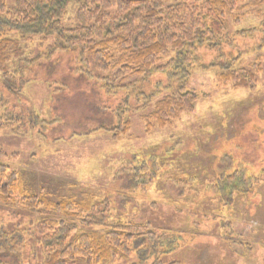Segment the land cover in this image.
I'll return each instance as SVG.
<instances>
[{
    "label": "rangeland",
    "instance_id": "obj_1",
    "mask_svg": "<svg viewBox=\"0 0 264 264\" xmlns=\"http://www.w3.org/2000/svg\"><path fill=\"white\" fill-rule=\"evenodd\" d=\"M13 3L6 0V7ZM237 7L226 12L223 27L232 43L225 42L220 52L234 57L235 69L259 67L255 88L222 83L218 67L208 66L220 52L202 48L200 62L193 64L187 79L188 87L199 94L194 109L148 133L144 117L168 92L165 72L155 70L147 76L117 79L114 83L120 87L106 89L105 79H112L115 70L94 68L80 44L56 49L49 55L52 36L24 37L16 32L4 35L18 41L21 53L0 69V165L17 172L19 188L25 192L42 193L53 202L61 198L80 200L92 194L107 196L111 212L120 211L128 217L134 213V219L147 221L153 227L172 228L178 235L176 240L181 239L178 243L173 240V250L171 246H161L158 240L153 256L139 253L141 260L138 254L129 255L132 264H152L157 258L164 264H264L261 243L260 250L254 247V253L247 258L238 249L240 240L227 242L207 234L213 230L203 215L210 213L215 203L199 183L207 174L203 170H209L216 156L232 145H238V151L246 152L247 157H263L255 142L264 148V6L255 8L244 1ZM74 16V6L70 5L63 15V26L72 27ZM8 108L24 114L21 124L6 121ZM127 108L122 120L129 121V130L120 139H115L111 130L97 129L113 126L119 110ZM28 113L53 123L39 131L38 125L27 122ZM90 129L97 130L86 134ZM140 155H156L159 161L154 182L146 189L130 188V177L122 170L125 163L127 166ZM191 176L199 179L196 184L184 188L178 184L180 179L186 182ZM192 187L199 193L194 200L189 199L193 189L183 193V189ZM249 211L252 218L246 215L242 221L227 220L223 233L251 237L252 226L256 225L254 217L263 220L264 209ZM35 218V212L14 201L0 203V227L6 233L13 232L18 248L0 250L4 264H42L34 238ZM189 220L198 223L187 225Z\"/></svg>",
    "mask_w": 264,
    "mask_h": 264
},
{
    "label": "trees",
    "instance_id": "obj_2",
    "mask_svg": "<svg viewBox=\"0 0 264 264\" xmlns=\"http://www.w3.org/2000/svg\"><path fill=\"white\" fill-rule=\"evenodd\" d=\"M244 1H249L255 8L264 6V0H14L13 5L7 8L6 0H0V69H5V63L21 53L16 39L3 37L16 32L24 37H54V43L48 48L49 55L56 49L64 50L80 44L82 53L83 50L88 52L94 68L103 72L111 68L115 70L112 79H105L106 89L120 87L114 83L117 79L147 76L155 70L165 72L168 92L144 117L148 133L154 127L170 125L183 112L194 109L199 94L187 85L190 69L200 62V49L216 48L220 52L225 42L232 43L223 27L226 12L238 10V3ZM70 5L74 6L75 24L66 28L62 18ZM233 61V56L220 52L208 66L218 67L222 83L253 90L259 67L235 69ZM126 110L129 108L119 110L110 128L100 126L97 129L111 130L114 138L120 139L129 130V121L122 120ZM5 113L8 122L19 125L24 120V114L10 108L5 109ZM26 118L31 126L38 125L39 131L53 123V120H41L33 113H28ZM97 129H90L86 134ZM255 145L263 154L262 158L247 157L246 152L238 151V145H232L216 156L209 170H203L207 174L203 182L199 181L209 200L215 203L210 208L211 212L203 215L206 221L211 222L213 230L207 234L217 235L227 242L240 240L233 243L239 244L238 249L247 258L254 253V247L260 250L258 243H261L264 253V219L254 217L256 225L252 226L251 237L240 235L236 238L229 233L224 234L223 227L231 218L239 221L246 215L248 219L252 218L249 210L255 212L256 207L258 211L260 207L264 209V148L258 146V142ZM155 157L140 155L127 166L126 163L123 165L122 170L130 177V188L146 189L154 182L159 170V161ZM198 180L191 176L186 182L180 179L182 182L178 184L184 188ZM194 187L183 189L185 195L193 189L190 200L195 196L199 198ZM84 197L80 200L61 198L53 202L42 193L25 192L19 188L17 172L0 165V203L14 201L19 207L36 213L34 238L42 264H121L127 260L132 264V259L127 258L129 255L138 254L141 260L142 254L153 256L158 240L161 246H171L172 250L174 243L181 240H176L178 235L172 228L153 227L147 221L134 219V213L128 217L121 215L120 211L111 212L107 196L92 194ZM191 223L198 222L189 220L187 225ZM0 238H4L0 240V250L18 251L13 232L6 233L0 227ZM162 261L157 258L152 264H164ZM0 264H4L3 261Z\"/></svg>",
    "mask_w": 264,
    "mask_h": 264
}]
</instances>
